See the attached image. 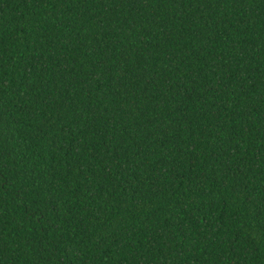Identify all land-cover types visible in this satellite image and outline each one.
Instances as JSON below:
<instances>
[{
    "label": "trees",
    "instance_id": "obj_1",
    "mask_svg": "<svg viewBox=\"0 0 264 264\" xmlns=\"http://www.w3.org/2000/svg\"><path fill=\"white\" fill-rule=\"evenodd\" d=\"M0 264H264V0H0Z\"/></svg>",
    "mask_w": 264,
    "mask_h": 264
}]
</instances>
